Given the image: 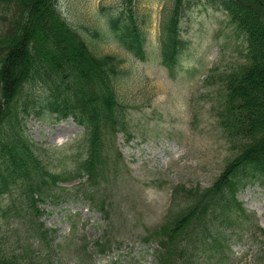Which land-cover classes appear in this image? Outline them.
Masks as SVG:
<instances>
[{
    "label": "trees",
    "instance_id": "16d2710c",
    "mask_svg": "<svg viewBox=\"0 0 264 264\" xmlns=\"http://www.w3.org/2000/svg\"><path fill=\"white\" fill-rule=\"evenodd\" d=\"M207 1L217 4L245 38V62L219 80L225 107L220 117L226 119L221 124L230 130L225 138L234 156L211 186L173 188L168 213L150 236L158 245L156 264H231L232 237L239 240L252 232L264 238L237 200L245 185L264 186V0ZM0 2V264H44L49 253H34L32 247L49 234L35 225L40 216L36 204L79 187L84 189L81 197L107 216L99 191L117 160L104 154L105 142L115 132H126L115 89L122 61L94 54L63 18L57 0H16L11 8L13 0ZM185 2L171 0L161 23V56L167 67L178 57ZM105 19L109 28L104 33L143 58L144 34L131 10ZM38 49L41 56H36ZM29 116L70 118L83 129L82 140L66 149H36L23 128ZM75 181L77 185L64 186ZM9 220L34 241L19 251L7 245L3 227Z\"/></svg>",
    "mask_w": 264,
    "mask_h": 264
},
{
    "label": "rangeland",
    "instance_id": "374dc122",
    "mask_svg": "<svg viewBox=\"0 0 264 264\" xmlns=\"http://www.w3.org/2000/svg\"><path fill=\"white\" fill-rule=\"evenodd\" d=\"M187 1L178 57L169 69L161 60L159 35L170 0H57L63 18L94 54L122 61L115 89L124 107L126 132H115L105 142L104 154L117 160L99 191L107 216L81 197L84 189L79 187L36 204L40 216L35 225L49 234L32 247L34 253H49L44 264H156L158 245L150 236L168 213L173 188L211 186L234 156L225 138L230 130L220 117L225 107L219 80L245 62V38L217 5ZM128 10L144 34L143 58L104 33L107 14ZM41 55L38 49L36 56ZM23 128L43 151L66 149L83 137V129L69 118L29 116ZM237 200L250 224L264 231V186L245 185ZM3 228V241L14 250L34 241L18 222L9 220ZM240 238H231V264H264V238L252 232Z\"/></svg>",
    "mask_w": 264,
    "mask_h": 264
}]
</instances>
